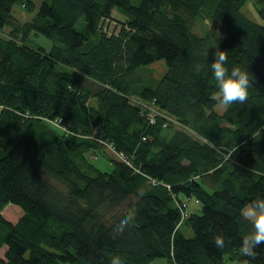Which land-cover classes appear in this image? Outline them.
<instances>
[{
  "label": "trees",
  "instance_id": "1",
  "mask_svg": "<svg viewBox=\"0 0 264 264\" xmlns=\"http://www.w3.org/2000/svg\"><path fill=\"white\" fill-rule=\"evenodd\" d=\"M247 2L42 0L20 21L34 3L0 0V264H264V245L239 252L241 209L264 197V24ZM216 49L252 74L244 103H218ZM158 61L155 81L141 68Z\"/></svg>",
  "mask_w": 264,
  "mask_h": 264
},
{
  "label": "clouds",
  "instance_id": "2",
  "mask_svg": "<svg viewBox=\"0 0 264 264\" xmlns=\"http://www.w3.org/2000/svg\"><path fill=\"white\" fill-rule=\"evenodd\" d=\"M210 46L215 45H209L208 48ZM208 48L205 51V57ZM213 56L214 59L209 63V68L217 84L218 103L225 107L234 102L244 103L252 83V74L248 68L239 66L229 69L226 63L228 57L224 50L216 49ZM241 215L251 221L254 230L242 239L239 252L242 256L255 257L258 246L264 245V197H258L245 204L241 209ZM126 220L127 216H124L121 223ZM224 245V237L217 235L214 239V246L223 248ZM110 264H123V262L120 256L114 255L111 257ZM244 264H249V262L245 260Z\"/></svg>",
  "mask_w": 264,
  "mask_h": 264
},
{
  "label": "rangeland",
  "instance_id": "3",
  "mask_svg": "<svg viewBox=\"0 0 264 264\" xmlns=\"http://www.w3.org/2000/svg\"><path fill=\"white\" fill-rule=\"evenodd\" d=\"M31 1L34 3V10L32 12H27V11L25 12V9L20 4H17L13 7V11H12V14L14 15V17H16L20 21H27V20L31 19V17L37 11L42 0H31ZM253 1L254 0H248V2L246 3V5L244 7V11L252 20H254L258 23L264 24V22L259 18L258 14L255 11V8L253 6ZM190 23H191L193 31L198 35H203L205 30L209 26L207 21L202 20V19L197 18V17L191 18ZM76 29L80 32H85V25L83 23L76 24ZM9 30H10V27L4 28L5 33L9 32ZM28 44L31 47L41 46L43 48L49 49L51 46V41L49 39H46L43 36L33 35L28 40ZM141 70L148 72L149 74H151L150 75L151 78L153 77L155 79V81H158L162 77V75L165 73L166 66H165L164 61H158V62H155L151 65H148L146 67L141 68ZM217 110H218V112H221L222 107L220 106ZM54 125H56V124H54ZM104 154L108 158L109 157L112 159L116 158V155L110 149H107L104 152ZM93 157H95V156H93ZM92 164H94L96 167H98L99 169H101L103 171H110V169H111V164L104 159H97L95 161H92ZM191 205L193 206V199L189 200V207ZM185 235L187 237H189L192 235V232L187 230V231H185ZM2 253H3V249L0 251V254H2ZM60 264H64V263H60ZM224 264H236V263L225 261Z\"/></svg>",
  "mask_w": 264,
  "mask_h": 264
},
{
  "label": "crops",
  "instance_id": "4",
  "mask_svg": "<svg viewBox=\"0 0 264 264\" xmlns=\"http://www.w3.org/2000/svg\"><path fill=\"white\" fill-rule=\"evenodd\" d=\"M0 255H2V254H0ZM149 264H166V261L163 259H156V260L150 262Z\"/></svg>",
  "mask_w": 264,
  "mask_h": 264
},
{
  "label": "built area",
  "instance_id": "5",
  "mask_svg": "<svg viewBox=\"0 0 264 264\" xmlns=\"http://www.w3.org/2000/svg\"><path fill=\"white\" fill-rule=\"evenodd\" d=\"M151 115H153V114H151ZM151 115H150V116H151ZM151 121H152V120H151ZM111 151H112V150H111ZM113 153H114V152H113ZM114 154L116 155L117 158H119V159L125 161V159L122 157L121 154H116V153H114Z\"/></svg>",
  "mask_w": 264,
  "mask_h": 264
},
{
  "label": "bare ground",
  "instance_id": "6",
  "mask_svg": "<svg viewBox=\"0 0 264 264\" xmlns=\"http://www.w3.org/2000/svg\"><path fill=\"white\" fill-rule=\"evenodd\" d=\"M148 122V121H147Z\"/></svg>",
  "mask_w": 264,
  "mask_h": 264
}]
</instances>
